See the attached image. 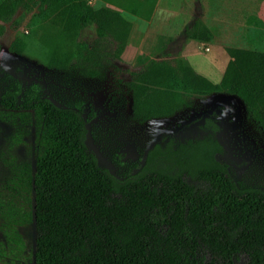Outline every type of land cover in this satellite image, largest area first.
I'll return each instance as SVG.
<instances>
[{"label":"trees","instance_id":"trees-1","mask_svg":"<svg viewBox=\"0 0 264 264\" xmlns=\"http://www.w3.org/2000/svg\"><path fill=\"white\" fill-rule=\"evenodd\" d=\"M33 1H0V20ZM103 1L146 20L157 2ZM39 4L45 6L42 20L69 32L103 16L127 24L119 12L95 9L88 0ZM226 52L229 60L217 83L185 57L151 61L146 72L154 88L141 106L151 115H171L190 95H235L264 129V52ZM31 111L37 125L34 164L30 129L14 117ZM83 111L38 91L23 99L19 89L0 94V166L12 172L22 198L1 212L0 253L21 242L20 228L34 224L31 264H238L241 257L244 264H264V189L238 185L217 158L225 148L216 114L200 123L202 136L154 143L143 165L119 179L88 148Z\"/></svg>","mask_w":264,"mask_h":264},{"label":"rangeland","instance_id":"rangeland-1","mask_svg":"<svg viewBox=\"0 0 264 264\" xmlns=\"http://www.w3.org/2000/svg\"><path fill=\"white\" fill-rule=\"evenodd\" d=\"M208 1L206 8L210 7L211 14L214 2L219 0ZM88 2L98 10L110 8L119 12L127 24L108 22L103 16L96 23L65 31L41 19L39 13L45 6H40L39 0L30 6L18 4L9 20H0L4 26L0 34V94L19 89L23 99L38 91L57 105L82 107L88 148L99 164L119 179L143 165L146 152L154 143L169 136L179 140L202 136L200 123L206 116L216 114L221 127L218 136L225 148L217 158L228 165L238 185L264 189V129L235 95H190L171 115H151L141 106L154 88L151 73L146 72L151 61L172 62L184 57L186 50L196 52L185 33L209 36V29L199 22L192 30L188 27L189 17L181 11L169 17V0H157L150 20L103 0ZM199 13L193 9L195 18H199ZM207 21L213 28L212 16ZM197 39L202 43L195 56L216 71L222 69L226 50H219L211 39ZM75 49L79 55H72L71 50ZM14 117L30 129L34 164L37 125L33 112ZM13 177L10 170L0 166V200L4 204L0 216L7 206L12 208L22 200ZM19 231L21 242L3 249L0 264H31L34 224ZM245 262V257H241L238 264Z\"/></svg>","mask_w":264,"mask_h":264},{"label":"crops","instance_id":"crops-1","mask_svg":"<svg viewBox=\"0 0 264 264\" xmlns=\"http://www.w3.org/2000/svg\"><path fill=\"white\" fill-rule=\"evenodd\" d=\"M209 3L210 1L207 2V0H169V17H175L181 11L184 16L189 17L188 21L190 23L188 27L192 30L195 29L199 22L209 29V36L185 33V36L188 38L187 42H192L196 52L186 50L182 55L198 73L217 83L223 75L229 56L226 53V60L222 69L218 71L214 70L213 67L204 64L195 56L197 49H199L202 43L197 37H202L206 40L211 39L212 44L219 50L224 51V53L226 47L264 52V0L215 1L213 5L214 12L211 14H209L210 7L206 8ZM193 9L200 12L198 19L194 17ZM209 16L213 18V28H210L208 24L207 17ZM227 39H229L228 43ZM235 97L238 98L237 96ZM238 100L241 99L238 98Z\"/></svg>","mask_w":264,"mask_h":264}]
</instances>
